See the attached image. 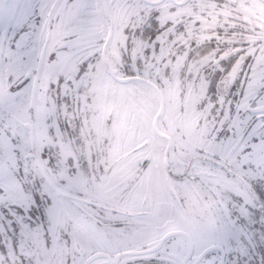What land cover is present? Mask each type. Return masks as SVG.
Masks as SVG:
<instances>
[{
	"label": "snow or ice",
	"instance_id": "obj_1",
	"mask_svg": "<svg viewBox=\"0 0 264 264\" xmlns=\"http://www.w3.org/2000/svg\"><path fill=\"white\" fill-rule=\"evenodd\" d=\"M0 264H264V0H0Z\"/></svg>",
	"mask_w": 264,
	"mask_h": 264
}]
</instances>
